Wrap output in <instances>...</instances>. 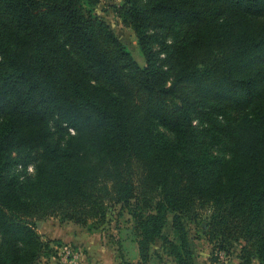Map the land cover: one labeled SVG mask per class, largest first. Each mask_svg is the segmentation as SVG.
I'll return each instance as SVG.
<instances>
[{
	"label": "trees",
	"instance_id": "obj_1",
	"mask_svg": "<svg viewBox=\"0 0 264 264\" xmlns=\"http://www.w3.org/2000/svg\"><path fill=\"white\" fill-rule=\"evenodd\" d=\"M99 2L0 0V264H41L64 243L40 220L101 227L107 199L133 216L137 264L157 239L196 264L184 221L205 214L209 244L240 240L239 264H264V0H122L144 67ZM214 110L238 114L217 127L228 156L200 139ZM19 149H39L33 177Z\"/></svg>",
	"mask_w": 264,
	"mask_h": 264
},
{
	"label": "rangeland",
	"instance_id": "obj_2",
	"mask_svg": "<svg viewBox=\"0 0 264 264\" xmlns=\"http://www.w3.org/2000/svg\"><path fill=\"white\" fill-rule=\"evenodd\" d=\"M121 3L122 0H100L99 4L95 7V11L105 18L119 38L128 46V49L137 63L141 67H144L146 65V61L143 53L141 52L138 38L134 30L125 26L122 20L115 13L114 8L119 6ZM168 104L171 107H176L179 105V101L174 98H169ZM219 114L220 113H218L217 110H214L211 114H209L208 119H202V124L200 126L201 132L199 133L200 139L212 147V152L215 155L228 156L229 141L226 136L217 129V127H227L237 118L238 114L230 112H225V114H223L224 116ZM50 129L52 131V141L54 143H58L59 141L66 139L67 132H59L57 130L58 124L54 118L50 121ZM158 130L163 132V134H166V137H170V133L166 130L162 128H159ZM142 149H144V151H148V144L145 143ZM38 152L39 149L32 152H28L25 149H19L13 154V157L18 158L26 155L29 156L27 168L29 171L28 173H32L30 177L34 176V164ZM27 180H29L28 186L34 191H37V181L35 180L34 183H31L30 179ZM110 187L111 184H100L101 190L106 193L110 190ZM107 202L108 215L107 223L105 225L101 227L100 225L95 226L94 224H89L88 227L81 226L87 234H91V239L89 240L92 245L91 248L97 258L100 259V264H137L140 261V254L134 231L133 216L128 208H121L120 204H115L109 199H107ZM131 203H135V201L131 200ZM208 218L209 214H205L199 219H186L184 221L188 230L196 264H239L241 262L240 254L243 242L240 240L233 241L230 244H226L224 248L218 246L216 243L209 244L207 241L208 230L206 228ZM52 219H58L59 222H68L66 220L62 221L59 217ZM163 232L170 235V237H173L172 215L168 216ZM65 244L69 245V243H64V245ZM77 250H80L83 253V255L79 257L78 263L91 264L90 256L87 255V253H84L87 251L79 248ZM55 251L58 250L56 249ZM154 251L158 252L157 254L161 255L162 258L157 254H154L147 264H177L174 257L164 252L162 243L159 239H157L152 245V252ZM48 257L56 258L57 253ZM56 261L60 264L59 260ZM253 264H259V262L254 261Z\"/></svg>",
	"mask_w": 264,
	"mask_h": 264
},
{
	"label": "crops",
	"instance_id": "obj_3",
	"mask_svg": "<svg viewBox=\"0 0 264 264\" xmlns=\"http://www.w3.org/2000/svg\"><path fill=\"white\" fill-rule=\"evenodd\" d=\"M38 226L39 230H41L46 238L59 239L64 243H69L75 245L79 249H84V251H87L85 254L87 253V255L90 256L91 264H100V259L97 258L91 248L92 245L89 241L91 239V234H87L80 225L71 221L59 222L58 219L55 220L51 218V220H40ZM56 260L55 257H45L42 259L41 264H59Z\"/></svg>",
	"mask_w": 264,
	"mask_h": 264
},
{
	"label": "built area",
	"instance_id": "obj_4",
	"mask_svg": "<svg viewBox=\"0 0 264 264\" xmlns=\"http://www.w3.org/2000/svg\"><path fill=\"white\" fill-rule=\"evenodd\" d=\"M57 251V260L60 264H79L78 259L83 255L80 250L75 249L70 245H61L55 247Z\"/></svg>",
	"mask_w": 264,
	"mask_h": 264
}]
</instances>
